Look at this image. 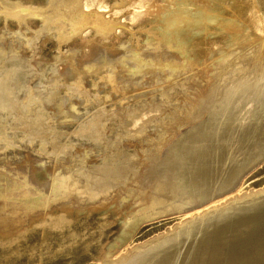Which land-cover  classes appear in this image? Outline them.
Returning a JSON list of instances; mask_svg holds the SVG:
<instances>
[{
	"label": "rangeland",
	"instance_id": "rangeland-1",
	"mask_svg": "<svg viewBox=\"0 0 264 264\" xmlns=\"http://www.w3.org/2000/svg\"><path fill=\"white\" fill-rule=\"evenodd\" d=\"M137 1L0 0V264H264V0Z\"/></svg>",
	"mask_w": 264,
	"mask_h": 264
},
{
	"label": "bare ground",
	"instance_id": "bare-ground-1",
	"mask_svg": "<svg viewBox=\"0 0 264 264\" xmlns=\"http://www.w3.org/2000/svg\"><path fill=\"white\" fill-rule=\"evenodd\" d=\"M132 1V0H131ZM5 2V0H4ZM72 2V1H71ZM74 2V1H73ZM8 3V2H5ZM66 3V2H65ZM76 3V2H75ZM136 4H141V0L135 2ZM14 8V6H12ZM74 9L70 8V11H68V18L69 19H74L73 17V13L75 14L77 8L76 6H74ZM18 8V7H17ZM66 8V7H65ZM64 8V9H65ZM196 11H195V10ZM199 6L194 5L191 9L192 12V23L189 26L188 25V20L186 19H179V21L177 22V24L175 25V30L173 32L170 33V35L168 36L167 39H163L161 40V42H163V44L165 45V47H167V49H173L175 47H181L185 50H188L190 48V46H192L195 41L197 39H200L201 36H197L200 33H207L208 28L210 27L209 23L214 22L218 17H221L219 15L217 16H209V14H207L208 12L205 11V15L203 14V12L201 13L202 10L199 11ZM208 9V8H207ZM13 10V9H12ZM19 10V9H18ZM67 10V9H66ZM79 10V9H78ZM204 10H206L204 8ZM203 10V11H204ZM14 11V10H13ZM20 11V10H19ZM18 11V12H19ZM210 12V10H209ZM237 9H234L232 11V14L235 15L237 14ZM14 13V12H13ZM20 13V12H19ZM23 13V12H22ZM21 13V14H22ZM47 13V12H46ZM57 13V12H56ZM67 13V12H66ZM211 13V12H210ZM54 14V13H53ZM52 14V16H53ZM59 14V13H58ZM212 14V13H211ZM17 15V14H16ZM82 15V14H81ZM78 16V17H82V16ZM215 15V13H214ZM20 16V15H19ZM27 16V15H26ZM84 16V15H83ZM86 16V15H85ZM88 16V15H87ZM99 16V15H98ZM55 17V16H54ZM53 17V18H54ZM90 17V16H89ZM100 17V16H99ZM65 18V17H64ZM67 18V16H66ZM76 18V17H75ZM67 19V20H69ZM84 19V18H83ZM85 19H89V18H85ZM64 20V19H63ZM66 20V19H65ZM91 20V18H90ZM71 20H69L70 22ZM95 21V20H94ZM97 21H99L97 19ZM101 21V18H100ZM96 22V21H95ZM65 23V22H64ZM85 23V22H84ZM98 23V22H96ZM62 24V23H61ZM67 24V23H65ZM64 24V25H65ZM75 24V23H74ZM92 23L90 22V25ZM95 25V24H94ZM93 25V26H94ZM100 25V22H99ZM98 25V26H99ZM118 25V24H117ZM211 25V24H210ZM69 25H67L68 27ZM97 26V25H96ZM101 26H103V24L101 23ZM100 26V27H101ZM73 26H70V28L72 29ZM99 27V28H100ZM114 27V26H111ZM206 37V36H205ZM207 40V39H206ZM205 42V40H204ZM160 43V42H159ZM206 43V42H205ZM166 50V49H165ZM8 66L9 64H5V66ZM6 66V67H7ZM12 88V85H9L7 87H5L4 89H2L4 92H10V89ZM232 98V94L230 96H228L227 98L224 99V101L220 102L219 104L221 105H226L227 103H230V100ZM1 100H6V98H3ZM2 102V101H0ZM218 106V105H217ZM217 106L215 107V109L217 108ZM20 115V114H19ZM23 116V115H22ZM23 118V117H22ZM21 119V117H20ZM40 120V119H39ZM16 121V120H15ZM36 122V120L34 121ZM103 122V121H102ZM37 124V123H36ZM49 127V126H48ZM48 131V130H47ZM46 133V132H45ZM98 137V136H97ZM40 139V138H39ZM201 137L200 135H196V138L194 139L195 141L193 143H191V145H189V148H185L183 149L185 151V153L187 152V158L186 156H182V158L176 163V165H174L173 169L175 170V174L173 175L175 177L174 181H175V185L172 188V190L174 191V194L176 193V197L179 199H192V200H202L206 197V193L201 189V181H203L206 177H207V169L204 166L205 169L203 168H196L193 172V174H190L189 170H187L184 167V162L186 160H193V161H199V157L203 158V156H205L206 153V145L207 143H204L202 140L200 141ZM38 140V139H37ZM198 154V157H196V155ZM201 155V156H200ZM185 160V161H184ZM201 162V160H200ZM170 168L167 166V170H169ZM163 176V174H162ZM104 187V186H103ZM106 187H110L109 184ZM105 188V187H104ZM103 188V190H104ZM109 190V189H107ZM93 196V195H92ZM2 216V215H1ZM4 218V217H3ZM3 222V221H2ZM6 223V222H5ZM4 225V224H3ZM156 264H163L161 263H156Z\"/></svg>",
	"mask_w": 264,
	"mask_h": 264
}]
</instances>
